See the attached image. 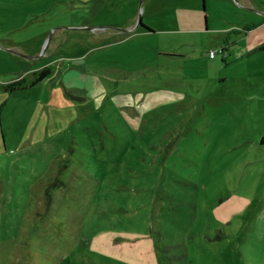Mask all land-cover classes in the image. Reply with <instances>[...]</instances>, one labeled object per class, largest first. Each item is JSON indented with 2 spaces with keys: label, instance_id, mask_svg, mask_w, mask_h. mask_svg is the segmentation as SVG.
<instances>
[{
  "label": "rangeland",
  "instance_id": "1",
  "mask_svg": "<svg viewBox=\"0 0 264 264\" xmlns=\"http://www.w3.org/2000/svg\"><path fill=\"white\" fill-rule=\"evenodd\" d=\"M141 1L0 0V264H264V0Z\"/></svg>",
  "mask_w": 264,
  "mask_h": 264
},
{
  "label": "crops",
  "instance_id": "2",
  "mask_svg": "<svg viewBox=\"0 0 264 264\" xmlns=\"http://www.w3.org/2000/svg\"><path fill=\"white\" fill-rule=\"evenodd\" d=\"M195 2L197 4V2H199V0L198 1L196 0ZM242 2L245 3L244 5H248L250 7H253V3L250 0L249 1L243 0ZM190 5H188V6L193 8L192 4H190ZM144 10H145V12L147 10L149 11V9H147V8H145ZM150 11H153V8H151ZM261 12H262V15L264 16V12L263 11H261ZM132 21L135 22V20H132ZM134 22H133V24H131L130 26H128L125 29L126 30L135 29L136 26H134ZM263 22H264V20H263ZM231 29L232 28H230L226 31H229ZM138 30H140L146 34H153L154 33L151 29H150L151 31H149V30H145V29L140 28V29H137L136 31H138ZM115 31L118 34L123 35V37H125V38L131 34V33L124 32V30H118L117 29ZM249 31L250 30L243 31V32H241V31L237 32V37H236L237 43L234 42V44L235 43L239 44V47L232 49L231 47H228V45H226L222 50L225 51L224 54H226L227 57L231 58V65L235 63V64H237V66H241V73H247L251 77V76H255L253 73V71H255L256 73L259 72V74H257V76L259 77V76H261L260 73H262V70L264 69V39L255 41V39L250 38ZM11 49L14 50L15 53H18V52H16L17 49L15 47H13ZM222 53H223V51H222ZM258 53L260 55V58L259 57L255 58L254 56H256V54H258ZM231 65H229V66H231ZM255 89H257L258 91H260L261 93L264 94V92H263L264 84L263 85L258 84V86L256 85V87L252 88L253 91ZM250 97H252L253 99L262 98V97L255 96L254 94L251 95ZM231 98H235L238 100V102L239 101L240 102H239V107L237 109L230 110V115H228V117H236V118H241V119L247 118L246 114H248L249 112L252 111V105L248 104V102L245 101L246 99L244 100L245 97L241 98V96H236V97H231ZM261 146L264 147V141H262Z\"/></svg>",
  "mask_w": 264,
  "mask_h": 264
},
{
  "label": "trees",
  "instance_id": "3",
  "mask_svg": "<svg viewBox=\"0 0 264 264\" xmlns=\"http://www.w3.org/2000/svg\"><path fill=\"white\" fill-rule=\"evenodd\" d=\"M147 30L151 31L150 29L146 28ZM223 53L225 52L222 50ZM53 73V70L49 67L42 68L41 70L34 73L35 79H33L30 83H27L25 80H20L18 83H15L11 86H4L0 84V91L5 90L6 92H15L18 90H25L29 87H33L37 85L38 83L44 81L46 78L51 76ZM58 264H73L71 258L65 257L63 258Z\"/></svg>",
  "mask_w": 264,
  "mask_h": 264
},
{
  "label": "water",
  "instance_id": "4",
  "mask_svg": "<svg viewBox=\"0 0 264 264\" xmlns=\"http://www.w3.org/2000/svg\"><path fill=\"white\" fill-rule=\"evenodd\" d=\"M143 2H144V0L141 1L140 7H141V5L143 4ZM235 2L238 3L237 0H235ZM140 28H141V29H145V30H147V29H146L147 27L143 24V21H142V15H141V14H140V16H139L138 23H137L135 29H133V30H124V32H126V33H132V32H134V31H136L137 29H140ZM85 29L90 30V31L104 30V29L101 28V27H100V28L92 27V28H85ZM48 44H49V43H48ZM48 44H47V46H48ZM46 49H47V47H46ZM9 51H10V50H9ZM44 52H45V50H44ZM44 52H43V54H44ZM15 54H17V55H19V56H21V57H23V58L29 59V60L39 59V58H41V57L43 56V54H42L41 56H35V57H32V56H25V55H21V54H19V53H15Z\"/></svg>",
  "mask_w": 264,
  "mask_h": 264
},
{
  "label": "built area",
  "instance_id": "5",
  "mask_svg": "<svg viewBox=\"0 0 264 264\" xmlns=\"http://www.w3.org/2000/svg\"><path fill=\"white\" fill-rule=\"evenodd\" d=\"M210 57H211V58H214V57H215V53H214V52H211V53H210Z\"/></svg>",
  "mask_w": 264,
  "mask_h": 264
},
{
  "label": "flooded vegetation",
  "instance_id": "6",
  "mask_svg": "<svg viewBox=\"0 0 264 264\" xmlns=\"http://www.w3.org/2000/svg\"><path fill=\"white\" fill-rule=\"evenodd\" d=\"M13 53H15V51L14 50H11Z\"/></svg>",
  "mask_w": 264,
  "mask_h": 264
}]
</instances>
